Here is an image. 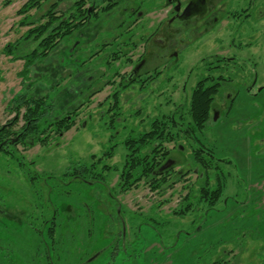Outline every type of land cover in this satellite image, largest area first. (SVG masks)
<instances>
[{
	"label": "rangeland",
	"instance_id": "374dc122",
	"mask_svg": "<svg viewBox=\"0 0 264 264\" xmlns=\"http://www.w3.org/2000/svg\"><path fill=\"white\" fill-rule=\"evenodd\" d=\"M26 1L0 0V125L12 117H22L24 109L12 110L10 102L21 93L47 95L55 105L49 120L62 115L67 95L61 93V83L75 72L72 64H68L71 57L64 52L71 38H64L47 57L33 64L26 86L22 84L18 73L24 61L12 60L3 49L28 29L19 25L21 16L17 14ZM54 2H59L57 11L63 13L72 7L74 0H45L39 10L31 11L32 16L38 18ZM141 7L144 14L156 11V0H144ZM115 11L91 23L98 33L92 43L100 46L106 38H112L106 31L119 30L113 28ZM154 14L138 23L136 40L152 31L147 24L151 19L156 21ZM76 37L79 51L76 56L81 58L87 47L79 32ZM35 45L28 44L24 52ZM95 47L90 45V49ZM113 50L110 46L105 51L110 54ZM210 51L207 39L182 46L181 66L197 65ZM104 57L81 64V72L89 71L90 65H105ZM258 61L260 81L264 82V41ZM188 69H184L182 78L179 74L172 77L174 67L167 68L153 83L142 89L131 88V117H100L99 108L83 109V114L74 121L76 126L62 135L51 129L42 135L49 134L45 143L30 140L24 149L19 144L20 153H14L13 158L0 152V264L264 263V227L259 222L256 196V179L264 177V93L260 96L261 111L257 117H240L256 108L255 103L243 101L236 105V117L211 118L202 130L195 131L202 145L215 147L217 155L228 161L224 166L227 174L222 180L223 192L214 206L201 198L199 190L204 181L194 172L181 181L176 179L178 182L165 191H152L145 179L126 190L118 185L128 153L127 139L138 138L148 131L155 119L172 118L182 122L183 128L190 126L191 117H154L174 113L176 109L186 110L185 105L176 104L180 99L171 101L170 97L173 90L176 94L175 83L184 80ZM197 73L192 74L189 89L199 77ZM82 99L78 98L76 103ZM138 109L142 112L137 113ZM125 113L129 109L124 105L122 115ZM182 134L186 139L180 138V143L189 152L191 142L185 132ZM164 145L172 149L175 144ZM108 150H113V157H103ZM100 157L96 168L106 175L107 182L88 185L65 178L69 168L93 160L96 163ZM214 163L218 164L217 160ZM104 165L111 169L104 172ZM209 185L217 184L212 179ZM93 191L95 195L91 194ZM187 196L189 199H185ZM117 204H120L118 217L124 226L123 238L118 220H111L116 217ZM52 218H56L55 227ZM52 229H56V235L49 236Z\"/></svg>",
	"mask_w": 264,
	"mask_h": 264
},
{
	"label": "flooded vegetation",
	"instance_id": "af4514ba",
	"mask_svg": "<svg viewBox=\"0 0 264 264\" xmlns=\"http://www.w3.org/2000/svg\"><path fill=\"white\" fill-rule=\"evenodd\" d=\"M143 3L144 0H74L71 3L74 7L65 14L64 19L79 23V26L64 36L71 38V44L64 52L71 57L68 64H72L75 72L73 75L70 74V78L66 76L61 83L63 84L61 93L67 95L63 116L68 117L69 120L73 117L75 121L76 117L83 114V109L99 108L100 117L101 115L131 117V88L138 86L142 89L157 80L163 70L173 67L172 77L179 74L182 78L185 76L184 69L189 68L184 80L175 83L176 94L173 90L170 97L171 101L180 99L181 102L175 101L176 104L185 105L187 108L182 112L176 109L174 113L154 117H204L194 115L190 111V103L194 95L199 96L200 90L203 89L207 90L210 99L207 116L210 117L209 119L236 117L234 115L236 105L243 101L255 103L256 108L250 114L240 117L259 115L260 96L264 93V82L260 81L258 61L264 41V0H156V11L145 14L141 7ZM112 11L116 12V25L113 28L117 27L119 30L106 31L112 38H106L100 46L97 42L92 43L98 33L95 27L93 29L90 26L91 23L101 21ZM126 13H128L127 20ZM152 13H155L156 21L151 19L147 24L152 31L142 39L136 40L135 28ZM78 32L87 47L81 58L76 56L79 52L76 49ZM91 36L93 38L89 40ZM205 39L211 43V51L202 57L197 65L193 63L185 67L181 66L179 50L182 46ZM90 45L96 47L90 49ZM110 46L115 50L109 54L105 50ZM106 55L108 56L104 57ZM102 57L105 65L101 67L90 65V68H87L89 71L81 72V64L85 65L95 58ZM77 64L80 67H77ZM194 72H198L199 77L189 89L188 83ZM82 97L83 99L76 103L78 98ZM124 105L129 109V113L122 115ZM139 111L142 112L138 109L137 113H140ZM253 111L256 112L255 115L252 114ZM58 117L61 118L57 116L55 119ZM175 122L177 139L172 142L175 145L172 149L168 148L170 152L167 155L162 156L164 159L158 170L162 168V173L169 174L171 182L176 179L183 180L190 172L198 174V179H203L204 183L205 181L209 183L212 179L216 184L225 181L223 177L227 173L224 166H227L228 161L217 155L215 147L208 148L202 145L195 131L185 132L182 122L176 120ZM24 125V118L18 116L0 125V152L7 151L5 155L13 158L14 153H20L17 147L19 144L23 145V149L26 147L25 144L30 138L25 135ZM182 132H185V136L191 142L189 152H186L184 145L180 143V138L186 139ZM200 149L204 154L207 153L212 161L218 162L213 164V169L209 172L212 176L208 180L204 172H201L199 163L193 158L194 153H198ZM189 154L191 155L188 156ZM98 159L97 164H100ZM175 175L176 178H173ZM73 177L78 181H88L81 174H75ZM96 181L98 184L104 183L103 179ZM256 181L258 218L260 225L264 227V177Z\"/></svg>",
	"mask_w": 264,
	"mask_h": 264
},
{
	"label": "trees",
	"instance_id": "16d2710c",
	"mask_svg": "<svg viewBox=\"0 0 264 264\" xmlns=\"http://www.w3.org/2000/svg\"><path fill=\"white\" fill-rule=\"evenodd\" d=\"M44 2L45 0H27L18 9L17 14L21 16L19 25L21 27H27L28 29L16 41L8 42L3 49L4 53L10 56L12 60L16 61L21 59L24 61L23 69L18 74L22 79V84H25V86L33 64L41 58L47 57L64 36L70 33L73 28L79 26V23L76 24L74 21L64 19L65 14L74 6L68 9V11L57 15L59 13V11H57L59 2L53 3L45 13L38 18H34L31 11L39 10ZM56 38L61 39L56 41ZM32 42L36 43L35 48L25 53L24 49ZM209 101L207 90H200L199 96L194 95L190 103V111L194 115H201L204 117H191L190 126H188L187 129L185 128V132L202 130L206 126L210 118L207 117L209 114ZM10 102L13 106H11L12 110L21 112V109H24L22 117L25 121V135L33 142L39 141L45 143L49 138V134L43 137L42 135L51 131V129L60 134L74 126L73 117L71 118L72 120H69L68 117L60 115L61 118L48 119L55 105L53 101L48 100L47 95L36 96L30 93H21L13 96ZM175 126L176 122L171 118H169V120L155 119L152 121L149 131H145L138 138H129L126 140L125 144L128 153L126 154L123 170L120 173L121 180L118 183L120 189L126 190L129 187H136L143 179H145V183L150 186L152 191H165L174 186L175 181L171 182L168 176L169 174L162 173L158 170V167L164 159L162 156L170 152V150L165 147V142H173L177 139L176 132L173 131ZM203 152L204 151L201 149L198 150V153H194L193 158L199 163L201 172H204L208 180V178L212 176L209 172L213 169V161L207 153L204 154ZM5 154H7V151ZM103 157H113V150H108ZM100 161L101 158L98 159L99 163ZM96 165L97 162L95 163L93 160L90 164L69 168L64 173V176L65 178L70 177L74 179L73 176L75 174H81L82 177L87 178L88 181L84 182L80 180V182L88 185L98 183L96 179H103L104 182H107L106 175H103L101 171L99 172V169L97 171ZM104 168V172L111 169L108 165H104ZM199 191L201 198L207 201L209 205L214 206L222 195L223 186L222 183H217L215 187H210L209 183L205 181ZM91 194L95 195V192L93 191ZM185 199H189V197L187 196ZM98 200L101 201V199ZM119 207L120 204L115 206L114 215H116V217H112L111 220H113V218L118 220L119 226H121L120 237L123 238L125 232L123 230L124 226L122 221L119 220L120 218L118 217L119 212L117 211ZM52 219L53 221L51 224L55 227L56 218ZM55 232L56 229H52V231L49 230L48 234L49 236H54Z\"/></svg>",
	"mask_w": 264,
	"mask_h": 264
},
{
	"label": "water",
	"instance_id": "95a60500",
	"mask_svg": "<svg viewBox=\"0 0 264 264\" xmlns=\"http://www.w3.org/2000/svg\"><path fill=\"white\" fill-rule=\"evenodd\" d=\"M162 170V168L160 169V171Z\"/></svg>",
	"mask_w": 264,
	"mask_h": 264
}]
</instances>
